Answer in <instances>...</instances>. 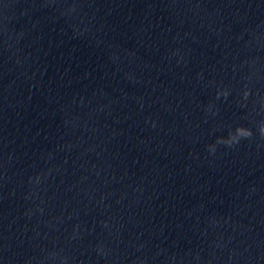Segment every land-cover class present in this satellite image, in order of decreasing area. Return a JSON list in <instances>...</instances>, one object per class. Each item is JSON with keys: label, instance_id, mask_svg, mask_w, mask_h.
I'll return each mask as SVG.
<instances>
[{"label": "water", "instance_id": "95a60500", "mask_svg": "<svg viewBox=\"0 0 264 264\" xmlns=\"http://www.w3.org/2000/svg\"><path fill=\"white\" fill-rule=\"evenodd\" d=\"M259 0H0V264H169Z\"/></svg>", "mask_w": 264, "mask_h": 264}, {"label": "clouds", "instance_id": "9594fccd", "mask_svg": "<svg viewBox=\"0 0 264 264\" xmlns=\"http://www.w3.org/2000/svg\"><path fill=\"white\" fill-rule=\"evenodd\" d=\"M224 95H227V92L225 91L223 93ZM245 95H247V93H245ZM259 131L261 133V135H264V124H261L259 127ZM252 136V131L249 128L243 127V126H238L236 127V129L233 131L229 132L228 137L225 138H218L217 139V143H225V144H232L234 142H238V140L240 138H247ZM209 149L211 151L215 150V146L214 145H210Z\"/></svg>", "mask_w": 264, "mask_h": 264}]
</instances>
